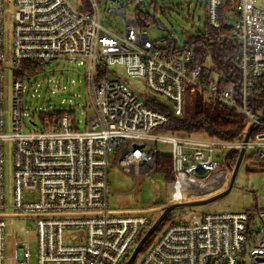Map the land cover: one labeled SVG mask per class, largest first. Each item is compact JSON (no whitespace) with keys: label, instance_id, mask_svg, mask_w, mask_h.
Returning <instances> with one entry per match:
<instances>
[{"label":"built area","instance_id":"built-area-1","mask_svg":"<svg viewBox=\"0 0 264 264\" xmlns=\"http://www.w3.org/2000/svg\"><path fill=\"white\" fill-rule=\"evenodd\" d=\"M86 1L89 10L81 11L71 0H12L8 14L0 0V264L5 261L6 221L19 217L35 222L34 264H124L150 220L143 214H109L110 154L117 168L136 179L154 173L157 153L167 155L174 175L169 200L174 203H182L184 194L191 200L208 198L228 183L232 152L243 150L242 165L260 164L251 170L264 171V112L255 113L247 105L249 95L262 90L264 79V0H206L208 26L219 31L223 14L237 49V78L228 84L224 74H203L193 64L191 48L159 49L134 19L125 22L122 35L106 29L99 23L96 0ZM109 12L124 18L123 8ZM6 21H11L6 31L10 45L5 44ZM56 60L84 66L88 101L75 103V108L85 118L82 122L75 111L61 112L52 126L24 132L23 79L14 80V75L23 67L41 72ZM115 66L128 78L139 79L149 95L125 79L108 80L103 72ZM5 69L12 74L9 133L4 131ZM198 91L253 124L246 142L244 135L227 141L157 132L169 116L186 121L187 99ZM38 115L32 120L40 122ZM4 143L13 146L12 206L4 204ZM154 143L168 148L152 147ZM205 174H210L207 179ZM25 195L34 200L25 201ZM164 229L136 264H264V210L200 212ZM18 231L26 233L27 227ZM13 259L14 264H31L20 239L14 243Z\"/></svg>","mask_w":264,"mask_h":264},{"label":"rangeland","instance_id":"rangeland-1","mask_svg":"<svg viewBox=\"0 0 264 264\" xmlns=\"http://www.w3.org/2000/svg\"><path fill=\"white\" fill-rule=\"evenodd\" d=\"M6 2V12L9 14L13 11L12 0H4ZM156 11L154 17L157 25H148L145 31L151 41L157 42L159 47H165V39L172 37L181 48L185 42L186 37L195 36L200 31H204L206 25L205 3L206 0H154ZM99 12V23L118 35L124 32V24L126 21L135 19L136 9L142 12H147L152 16L153 10L150 6V0H96ZM137 6V7H136ZM124 9V18L121 15L109 12V9ZM11 21L4 23L5 28V44L10 45L9 28ZM108 80L116 79L117 77L125 79L127 84L133 85L139 92L144 95H149V91L144 87L139 79L128 78L125 71L120 66L108 68ZM85 68L76 62H65L61 60L52 61L42 66L41 72L32 78H23L22 90V104L25 108L23 110L24 132L35 131L40 129V122L32 117L36 113L45 115L52 112H74L77 119L83 122L84 114L75 108V103L80 106L86 104L88 101V87L85 79ZM30 75V73H24ZM5 75V89H4V110L6 128L4 131L9 133V111L11 110V92L10 87L12 83V74L9 69L4 70ZM22 75H14V80H20ZM75 84L72 85L71 81ZM161 103L163 99L158 98ZM194 100L195 96H190L187 99V106L185 116H189L185 122H190L194 117ZM159 111H164L159 109ZM46 119V118H45ZM183 120V119H181ZM174 119L169 125L170 132L178 130L175 127L177 121ZM171 126V127H170ZM81 125V129H82ZM179 134L188 135L183 129L178 130ZM197 137L198 134H191ZM244 137V136H243ZM244 141V140H243ZM155 148H168V146L154 143L151 144ZM3 193L4 204L12 206L13 204V146L10 143L3 144ZM243 160V156H242ZM113 155H109L110 165L107 172L108 183V212L110 214H143L151 223H153L166 208L173 204L169 200V192L171 186L160 185L157 189L151 182L150 177L142 176L139 179L133 174L124 171L123 168H117L113 164ZM156 172V171H155ZM158 183L159 181L156 180ZM170 185V184H169ZM228 187V183L215 190L212 195H216L224 191ZM158 195V198H157ZM25 201L31 202L34 196L25 195ZM191 200L184 194L183 202ZM164 203V204H162ZM166 204V205H165ZM165 205V206H164ZM259 211L264 210V171L246 174L244 166L241 164L233 185L228 193L222 198L206 204L204 206L195 207H177L171 212V218L158 226L153 232L151 240L158 237L167 225L176 222L186 221L190 215L198 214L200 212L207 213H234L241 211ZM11 210H7V216L11 219ZM12 223L6 221L5 228V246H4V264H14L13 249L14 243L20 239L22 243H26L27 249L31 256L30 263L34 264L36 259V228L35 222L24 217H19ZM27 227L26 233H19V227ZM18 234V235H17ZM143 251L146 245L143 246ZM142 251V250H140ZM132 260L130 264H136L139 255Z\"/></svg>","mask_w":264,"mask_h":264},{"label":"trees","instance_id":"trees-1","mask_svg":"<svg viewBox=\"0 0 264 264\" xmlns=\"http://www.w3.org/2000/svg\"><path fill=\"white\" fill-rule=\"evenodd\" d=\"M72 2H78L81 11L89 10V6L86 0H71ZM150 6L153 10L152 16L147 12H142L136 9L135 23L137 28L145 29L148 25H157L156 19L154 17L156 6L155 1L150 0ZM219 21L221 28L219 31L212 30L207 22L205 25V30L200 31L195 36H188L185 39L184 44L181 48H191L194 54L193 64L199 65L201 67L202 73L214 76L215 74H224L226 80L224 84H228L236 80L238 69L235 65L236 58V46L230 41V28L225 22V16L223 14L219 15ZM165 47H159L157 42L153 41L154 45L159 49L165 51H171L174 49H181L177 47V44L172 39L171 36L165 39ZM40 72L37 67H23L20 68L16 75H22L21 79L26 76L24 73L38 74ZM19 79V78H18ZM261 91L255 94H251L248 97L247 105L253 112H264V79L262 80ZM163 112V111H162ZM61 112H52L48 114H39L40 127L52 126V119L55 117H60ZM49 121H46V119ZM46 121V122H45ZM173 118L169 116V122L165 127L158 129V131L168 132L170 131L169 125H171ZM175 124L176 129L185 130L188 135L199 134L212 139L218 140H236L241 138L249 123L245 117L236 113L234 110L228 108L222 103L207 97L203 92L198 91L195 95L194 100V117L190 122L177 121ZM171 127V126H170ZM178 130H174L176 133ZM237 152H232L233 160L231 161V166L235 164L237 158ZM257 167H262L260 164L248 163L247 168L255 169ZM155 171L158 175H161L165 183H172L174 181V175L172 174L171 160L167 155L157 153L155 156ZM171 185V184H170ZM169 185V186H170ZM164 204V203H162ZM166 205V204H165ZM164 205V206H165ZM251 213L254 211L247 210ZM171 213L163 220L166 223L171 218ZM152 223L150 222V225ZM149 225V227H150ZM158 228V227H157ZM148 230V229H147ZM147 230L141 233L142 238ZM152 236V235H151ZM151 236L146 240L143 246H147L154 240H151ZM143 246L139 252H143ZM140 253V254H141Z\"/></svg>","mask_w":264,"mask_h":264},{"label":"water","instance_id":"water-1","mask_svg":"<svg viewBox=\"0 0 264 264\" xmlns=\"http://www.w3.org/2000/svg\"><path fill=\"white\" fill-rule=\"evenodd\" d=\"M252 127H253V124L248 125V127L244 133V137H243L244 142L247 141V139L251 133ZM243 152H244L243 150L239 151L237 160H236L235 165H234L233 170H232V174H231V178H230L228 187L224 191H222L216 195H213L211 197L205 198L203 200H195V201L177 203V204H173L170 206H166V208L162 211L160 216L150 225V227L148 228V230L146 231L144 236L139 240V242L137 243V245L133 249L132 253L130 254L129 258L127 259V261L124 264H130L132 262V260L137 255L139 249L144 245L146 240L153 234V232L162 223V221L172 212V210H174L177 207L204 206L206 204L212 203V202L222 198L223 196H225L228 193V191L230 190L231 186L233 185L236 174H237V172H238V170L242 164Z\"/></svg>","mask_w":264,"mask_h":264},{"label":"crops","instance_id":"crops-1","mask_svg":"<svg viewBox=\"0 0 264 264\" xmlns=\"http://www.w3.org/2000/svg\"><path fill=\"white\" fill-rule=\"evenodd\" d=\"M105 73V77H107L108 76V74H109V71H108V69L106 70L105 69V72H103V74ZM103 76V75H102ZM101 76V77H102ZM77 116V115H76ZM81 125L83 126L82 127V129L84 128V125H83V123H81L79 126H78V129H80V130H82L81 129ZM158 133H162L163 131H157ZM162 154V153H161ZM238 154H239V152H238ZM238 154H237V157H238ZM164 155V154H163ZM233 160V157H232V153L229 155V165H228V169L230 170V178H231V174H232V170H233V167H234V165H232L231 166V161ZM236 160H237V158H236ZM171 167H172V165H171ZM244 171H245V173L246 174H248V173H255L256 171H252L251 169L249 170L248 168H245L244 167ZM173 174V173H172ZM209 175L210 174H205V179H207L208 177H209ZM150 176H152V178H151V182L156 186V188L158 189L159 188V186L160 185H163V186H169V184H172V183H165L164 182V179L162 178V176L161 175H158L156 172H155V169H154V173L152 174V175H150ZM149 176V177H150ZM147 177V176H146ZM230 178H229V180H228V184H229V181H230ZM156 180H158L159 182L157 183L156 182ZM108 184V183H107ZM224 186V185H223ZM170 193V192H169ZM157 198H158V195H157ZM203 200V199H202ZM193 201H195V200H193ZM183 203V202H182ZM110 214V213H109ZM110 215H117V214H110ZM120 215H137L136 213H134V214H120ZM117 216H119V215H117Z\"/></svg>","mask_w":264,"mask_h":264}]
</instances>
